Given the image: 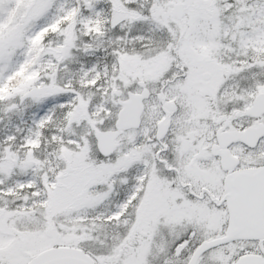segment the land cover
Masks as SVG:
<instances>
[{
    "label": "snow or ice",
    "instance_id": "1",
    "mask_svg": "<svg viewBox=\"0 0 264 264\" xmlns=\"http://www.w3.org/2000/svg\"><path fill=\"white\" fill-rule=\"evenodd\" d=\"M0 264H264V0H0Z\"/></svg>",
    "mask_w": 264,
    "mask_h": 264
}]
</instances>
